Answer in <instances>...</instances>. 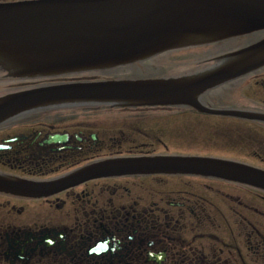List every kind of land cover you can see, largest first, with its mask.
Returning a JSON list of instances; mask_svg holds the SVG:
<instances>
[{"label":"flooded vegetation","instance_id":"obj_1","mask_svg":"<svg viewBox=\"0 0 264 264\" xmlns=\"http://www.w3.org/2000/svg\"><path fill=\"white\" fill-rule=\"evenodd\" d=\"M263 40L258 32L122 68L12 79L19 86L5 96L192 78ZM195 100L59 103L0 122V185H66L39 195L0 191V264H264L262 189L169 170L67 181L114 160L209 159L264 173V68Z\"/></svg>","mask_w":264,"mask_h":264},{"label":"water","instance_id":"obj_2","mask_svg":"<svg viewBox=\"0 0 264 264\" xmlns=\"http://www.w3.org/2000/svg\"><path fill=\"white\" fill-rule=\"evenodd\" d=\"M258 32H264V0H35L0 4V80L113 69L166 51ZM261 68L264 40L225 56L214 68L192 78L78 83L12 94L0 99V122L59 103L196 101L201 93ZM163 170L192 171L264 190L263 172L209 159L115 160L67 181L96 174ZM65 186L0 185V191L39 195Z\"/></svg>","mask_w":264,"mask_h":264},{"label":"rangeland","instance_id":"obj_3","mask_svg":"<svg viewBox=\"0 0 264 264\" xmlns=\"http://www.w3.org/2000/svg\"><path fill=\"white\" fill-rule=\"evenodd\" d=\"M205 50V48L203 49ZM12 79H2L0 80V98L4 97L6 94L13 92L11 91L13 88H17L19 85L15 82H12ZM17 81V80H15Z\"/></svg>","mask_w":264,"mask_h":264},{"label":"bare ground","instance_id":"obj_4","mask_svg":"<svg viewBox=\"0 0 264 264\" xmlns=\"http://www.w3.org/2000/svg\"><path fill=\"white\" fill-rule=\"evenodd\" d=\"M122 67H124V66H122ZM122 67H118V68H122ZM81 73H85V72H77V73H75V74H81ZM58 77V76H57ZM35 79H39V78H35ZM113 82H119V81H113ZM82 84H88V83H82ZM66 85H69V84H66ZM50 87V86H49ZM43 88H45V87H43ZM103 167H101V169H102Z\"/></svg>","mask_w":264,"mask_h":264}]
</instances>
